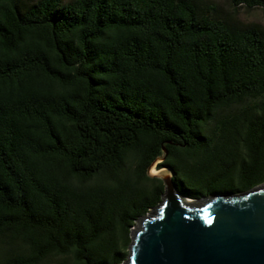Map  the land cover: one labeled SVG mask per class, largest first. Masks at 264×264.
<instances>
[{"label":"trees","instance_id":"1","mask_svg":"<svg viewBox=\"0 0 264 264\" xmlns=\"http://www.w3.org/2000/svg\"><path fill=\"white\" fill-rule=\"evenodd\" d=\"M164 148L188 198L264 183V28L205 0H0V264L123 262Z\"/></svg>","mask_w":264,"mask_h":264},{"label":"water","instance_id":"2","mask_svg":"<svg viewBox=\"0 0 264 264\" xmlns=\"http://www.w3.org/2000/svg\"><path fill=\"white\" fill-rule=\"evenodd\" d=\"M151 166L147 176L163 183L161 200L136 221L120 264H264V183L191 199L178 191L174 169L154 174Z\"/></svg>","mask_w":264,"mask_h":264},{"label":"rangeland","instance_id":"3","mask_svg":"<svg viewBox=\"0 0 264 264\" xmlns=\"http://www.w3.org/2000/svg\"><path fill=\"white\" fill-rule=\"evenodd\" d=\"M214 6L218 7L224 14L230 16L231 18L245 23V24H257L260 27L264 28V9L261 7H255L253 9L247 10L244 6H239L234 8L229 0H205ZM160 159L156 160L154 164L150 168V172L154 169L157 171ZM199 180V177L196 179L193 177L191 173L186 175V177L179 176V181H181L185 187L195 189L196 187H201L205 183L203 180ZM197 184V185H196ZM134 227L131 228V230ZM42 264H62L58 258L49 259Z\"/></svg>","mask_w":264,"mask_h":264},{"label":"bare ground","instance_id":"4","mask_svg":"<svg viewBox=\"0 0 264 264\" xmlns=\"http://www.w3.org/2000/svg\"><path fill=\"white\" fill-rule=\"evenodd\" d=\"M151 172H152V173H154V174H155V173H157V171H156V170H154V169H153Z\"/></svg>","mask_w":264,"mask_h":264}]
</instances>
